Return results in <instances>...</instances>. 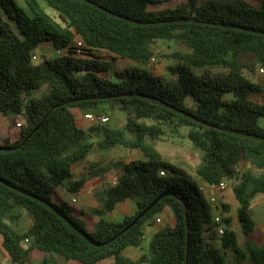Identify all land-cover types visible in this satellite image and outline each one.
I'll return each instance as SVG.
<instances>
[{
	"label": "trees",
	"instance_id": "trees-1",
	"mask_svg": "<svg viewBox=\"0 0 264 264\" xmlns=\"http://www.w3.org/2000/svg\"><path fill=\"white\" fill-rule=\"evenodd\" d=\"M21 1L22 6L0 0V114L9 118L10 131H17L15 140L0 143L11 149L0 151V238L10 263L36 264L37 251V264L107 259L114 264H264V246L257 245L263 235L251 210L253 197L264 194V127L259 125L264 103L250 98L262 88L243 74L254 73L252 60L264 69V0L258 7L243 0H184L164 10L156 8L160 0ZM77 37L85 45L80 55ZM157 41L177 46L162 56L171 61L165 79L132 66L108 78L99 75L109 73L111 65L97 53L148 66L157 56L152 48ZM43 44L60 55L32 62L31 54ZM42 85L47 93L35 97ZM74 109L95 119L87 130L77 126ZM21 114L24 125L16 122ZM115 114L125 118L120 127L107 123ZM184 131L200 154L196 178L162 160L156 149L162 138ZM94 148H123L140 157L123 163L117 177L103 185L95 229L88 232L58 190L79 193L85 177L70 182L72 168ZM223 181L238 204L243 246L231 229L228 206L212 205L201 189ZM163 192L172 195L103 247L89 244L31 198L48 203L92 241L103 243ZM127 201L134 206L132 216L117 223L103 219ZM165 210L173 225L153 233L138 260L126 258L124 251L138 247Z\"/></svg>",
	"mask_w": 264,
	"mask_h": 264
},
{
	"label": "rangeland",
	"instance_id": "rangeland-1",
	"mask_svg": "<svg viewBox=\"0 0 264 264\" xmlns=\"http://www.w3.org/2000/svg\"><path fill=\"white\" fill-rule=\"evenodd\" d=\"M16 3L20 6L23 5L21 0H15ZM162 4L158 5L156 8L158 10H164L168 8H174L177 4L184 0H175L171 2H167L166 0H160ZM249 3L253 7H258L259 0H243ZM46 13L54 19L56 22H60L57 13L50 8H45ZM11 23V22H10ZM12 28L15 30V26L11 23ZM152 48L156 51L157 56L155 57L156 63L152 65L149 63L148 66H142L140 64L132 63L126 60H121L118 58H114L107 53L100 52L97 53L96 56L101 60L109 61L111 68L109 73H100L99 75L102 78H108L114 72L121 71L127 67H139L150 70L156 76L166 78L165 69L167 66L171 64V61L167 59H163L162 56H167L171 54L177 46L171 42L157 41L154 43ZM46 47L42 50H34L33 53L39 57V60L44 58L46 59H54L57 58V54L54 50L46 51ZM42 54V55H41ZM252 64L254 65L255 71L254 73H248L244 71V76L253 84H256L262 88V92L259 94L251 95L250 98L257 103H264V69L252 60ZM219 71V70H216ZM47 86L42 85L41 89L34 93L35 97H40L42 94L47 93ZM73 113L76 117L77 126L82 130H87L94 121H90L85 118V116L79 112L78 109H74ZM18 121L25 124V116L23 114L18 116ZM107 123H110L113 126L120 127L125 123V118L122 114L113 115ZM259 125L264 127V118L259 120ZM185 131L177 138L172 137H164L161 141L157 142L156 149L160 153L162 160L171 163L181 169H183L186 173H188L191 177L196 178L195 176V166L199 161V151L187 140L185 139ZM139 154L136 152H130L123 148H116L112 151H97L94 148L92 153L87 157L85 161L81 164L77 165V168H82V164L86 166V170L82 176L85 177V183L81 188V194H91L93 196V200L86 203V206L82 210L83 216H81V222L84 224L85 229L88 232H93L95 229V210L101 204V190L105 183L112 182L117 175L119 174L123 163L139 158ZM77 170V169H76ZM78 172L75 171V175ZM81 176V177H82ZM73 175L70 177V182L73 180ZM97 180L98 184L95 183ZM219 204H224L223 198L226 196L227 203L226 206L229 208V216L232 218L231 229L236 233L238 242L241 246H243V241L245 236L241 233L238 222H237V209L238 204L234 198L233 192L230 189L223 194L215 193ZM230 197V198H229ZM69 205L72 208V216L74 212L81 207L83 198L80 197L77 203L71 202V197L67 198ZM131 202V201H130ZM251 209L253 214V219L255 221L256 226H261L264 228V194L256 195L253 197L251 201ZM262 240L257 243V245L264 246V235L262 236ZM1 242V238H0ZM143 250H146L147 242L143 241ZM145 252V251H144ZM143 252V253H144ZM5 252L0 246V257L5 258Z\"/></svg>",
	"mask_w": 264,
	"mask_h": 264
},
{
	"label": "crops",
	"instance_id": "crops-1",
	"mask_svg": "<svg viewBox=\"0 0 264 264\" xmlns=\"http://www.w3.org/2000/svg\"><path fill=\"white\" fill-rule=\"evenodd\" d=\"M47 48L46 51H51L53 50V48L49 45V44H43L41 45L39 48H37L36 50H42L43 48ZM42 55V54H41ZM16 122L24 125V123L18 121V117L16 118ZM11 138L12 140H15L17 138V131L16 130H11L9 129V118L3 116L0 114V143L5 139V138ZM82 163V162H81ZM79 163V164H81ZM77 164V165H79ZM77 165H75L72 168V175H73V181L78 180L85 172L86 170V166H84V164H82V168H77ZM77 169V170H76ZM75 171L78 172L77 175H75ZM96 184H98L97 180L95 181ZM85 186V185H84ZM82 190V189H81ZM81 190L79 191V193L77 195H72V194H67L65 190H58V195L60 198L65 199L67 202V198L71 197L72 199H75L77 203L78 199L80 197L83 198L82 200V204L81 207L79 209H77L74 212V217L79 219L81 221V216H83L82 210L84 209V207L86 206L87 202H91L93 200V196L91 194H81ZM226 193V192H225ZM226 196L223 198L224 204L227 203L226 200ZM230 198V197H229ZM252 210V209H251ZM135 210H134V206L132 204V202L127 201L125 203L119 204L116 209L113 211V213L111 214H107L103 217V219L108 222V223H117L123 220L124 217L126 216H132L134 214ZM96 221V219H95ZM255 222V221H254ZM169 225L172 226L173 225V218L172 215L170 214L169 211L165 210L159 217V222L154 223V225L151 228H148L145 232V236L143 238V240L140 242V245L138 247H131V248H127L124 251V256L128 259H130L131 261H136L139 259V257L143 254V252L145 250H143V241H146L148 243L149 238L152 236L153 233L161 230L164 226ZM260 231V233L262 235H264V228H262L261 226L257 227ZM2 242V240H1ZM1 242H0V246H1ZM5 252V251H4ZM5 258L4 257H0V263L1 264H11L7 254L5 253ZM41 258V254L37 251L34 252V262L37 264L38 261ZM67 264H74L73 262H68ZM99 264H114V260L113 259H107Z\"/></svg>",
	"mask_w": 264,
	"mask_h": 264
},
{
	"label": "water",
	"instance_id": "water-1",
	"mask_svg": "<svg viewBox=\"0 0 264 264\" xmlns=\"http://www.w3.org/2000/svg\"><path fill=\"white\" fill-rule=\"evenodd\" d=\"M56 108V107H54ZM53 108V109H54ZM47 116V115H46ZM46 116L42 119V121L25 137V139L23 140L22 144L25 143L42 125L43 121L45 120ZM21 144V145H22ZM20 145V146H21ZM20 146H18L17 148H19ZM1 150H5V151H9L11 149H3L0 148ZM172 195L169 192H163L161 193L159 196H157L152 202H150L123 230H121L118 234H116L114 237H112L111 239L103 242V243H96L94 241H92L90 238H88L84 233L80 232L76 227H74L66 218H64L62 215H60V213H58L57 211H55L48 203L34 197L31 196V198L36 199L37 201L45 204L46 206H48L52 211H54L60 218H62L67 224H69V226L75 231L77 232L82 238H84L89 244H91L94 247H103L104 245L110 243L111 241L115 240L117 237H119L120 235H122L123 233H125L127 230H129L130 228L134 227L135 224L145 215L147 214L161 199H163L166 196H170ZM187 250H188V242H187Z\"/></svg>",
	"mask_w": 264,
	"mask_h": 264
},
{
	"label": "built area",
	"instance_id": "built-area-1",
	"mask_svg": "<svg viewBox=\"0 0 264 264\" xmlns=\"http://www.w3.org/2000/svg\"><path fill=\"white\" fill-rule=\"evenodd\" d=\"M74 47L76 48V53L77 55H80L82 53V49L85 47L84 43L82 42V40L80 38H75L74 40ZM57 55H60V51H55ZM31 60L32 62H40L41 60H39V57L32 53L31 54ZM150 63L152 65H154L156 63V59L155 58H152ZM86 119L90 120V121H95V119L92 117V116H85ZM107 119L106 118H102L101 121L102 122H105ZM19 126V125H18ZM242 168L241 167H238L236 169V171H240ZM164 173L160 172V175L163 176ZM202 190L206 191L208 193V200L209 202L216 206V207H221V205L219 204V201L217 200L216 196H215V193H219V194H223L225 192H227L229 189H230V185L226 182V181H223L221 182L218 186L216 187H208V186H202L201 187ZM76 200L73 199V202H75ZM215 221L217 223H221V219H220V216L219 215H216L215 217ZM157 222H159V220H157ZM218 234L221 236L223 235V228L220 226L218 228ZM143 240V239H142Z\"/></svg>",
	"mask_w": 264,
	"mask_h": 264
}]
</instances>
